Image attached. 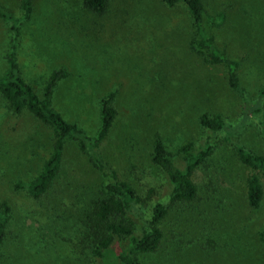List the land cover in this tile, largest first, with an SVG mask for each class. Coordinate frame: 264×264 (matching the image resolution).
<instances>
[{"label":"rangeland","instance_id":"374dc122","mask_svg":"<svg viewBox=\"0 0 264 264\" xmlns=\"http://www.w3.org/2000/svg\"><path fill=\"white\" fill-rule=\"evenodd\" d=\"M129 1V14L113 2L96 15L78 0H32L23 19L20 0H0L20 20L15 40L0 18V77L12 44L18 74L40 96L50 73L64 69L67 76L57 83L51 105L89 137L100 124V98L114 91L115 118L96 151L134 189L138 205H168V181L151 163L156 138L179 167L181 146H212L192 173L194 201L168 206L162 241L155 252L139 255V264H264L257 237L264 230V182L235 154L238 144L264 157V0H202L214 45L238 63L244 98L261 103V113L246 119L243 99L227 85L224 68L186 48L193 35L186 10ZM204 113L220 115L230 134L201 128ZM50 149L51 130L26 111L13 115L0 98V202L10 208L0 264H98L86 216L106 179L88 152L66 141L60 169L38 199L14 186L37 175ZM252 174L263 189L257 209L245 199Z\"/></svg>","mask_w":264,"mask_h":264},{"label":"trees","instance_id":"16d2710c","mask_svg":"<svg viewBox=\"0 0 264 264\" xmlns=\"http://www.w3.org/2000/svg\"><path fill=\"white\" fill-rule=\"evenodd\" d=\"M81 7L96 15H103L113 2L116 7L123 6L122 11L132 10L129 0H78ZM153 6L174 9L183 7L189 14L193 27V35L186 47L191 54L197 55L205 63L221 66L225 70L227 85L243 99L244 119L261 113V103L246 101L239 87L238 63L220 51L213 42L209 26L211 20L206 16L202 0H146ZM157 5H156V4ZM125 4V5H122ZM22 18L28 19L32 11V0H20ZM134 11V10H133ZM136 15V14H135ZM224 18L222 14L218 15ZM0 18L10 25L13 36L18 39L20 20L7 14L0 4ZM214 23V22H213ZM13 40V39H12ZM7 58L8 68L0 77V98L7 104L13 115L26 111L37 121L51 130V149L39 172L27 182L15 183V188L25 191L31 198L38 199L44 195L56 174L62 161L64 144L74 141L79 149L88 152L90 163L106 179L102 188V197L94 203L91 212L86 216L90 228L94 232L91 242V253L98 264H139L138 256L155 252L162 241L161 224L168 214V206L189 204L197 196V188L192 180L194 169L200 167L212 152L208 143L194 148L187 143L180 147L182 166H177L169 157L161 141L156 138L151 152V163L166 177L170 186L168 205L153 202L148 206L138 205L139 200L134 189L125 181L119 180L116 172L111 169L97 153L99 144L107 137L115 118L113 101L116 93L109 92L99 101L100 124L95 136L89 137L76 124L69 123L53 109L51 97L57 83L67 76L60 68L52 71L44 83L42 95L34 92L31 85L18 74L15 55V44ZM264 93H260L263 96ZM201 128L215 134L222 132L230 134V128L218 114H202L198 118ZM235 154L239 162L261 174L264 182V157L252 151L235 145ZM263 198V189L255 174L250 175L245 182V199L247 205L257 209ZM10 208L6 201L0 202V245L3 242L4 226ZM258 241L264 245V230L258 233Z\"/></svg>","mask_w":264,"mask_h":264}]
</instances>
